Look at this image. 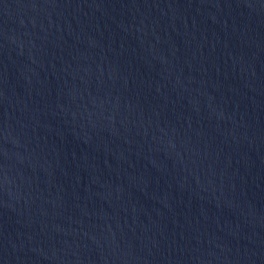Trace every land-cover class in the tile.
Listing matches in <instances>:
<instances>
[{
    "label": "water",
    "instance_id": "obj_1",
    "mask_svg": "<svg viewBox=\"0 0 264 264\" xmlns=\"http://www.w3.org/2000/svg\"><path fill=\"white\" fill-rule=\"evenodd\" d=\"M0 264H264V0H0Z\"/></svg>",
    "mask_w": 264,
    "mask_h": 264
}]
</instances>
